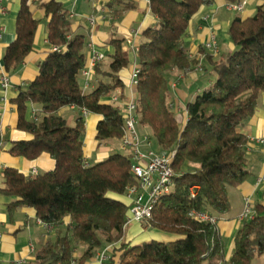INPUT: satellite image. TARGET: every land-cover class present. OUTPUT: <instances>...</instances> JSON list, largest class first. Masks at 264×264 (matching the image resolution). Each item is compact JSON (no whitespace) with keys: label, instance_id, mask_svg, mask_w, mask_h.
<instances>
[{"label":"trees","instance_id":"1","mask_svg":"<svg viewBox=\"0 0 264 264\" xmlns=\"http://www.w3.org/2000/svg\"><path fill=\"white\" fill-rule=\"evenodd\" d=\"M128 0H109L115 15L132 8ZM237 4L242 0H226ZM256 14L236 18L229 29L235 50L217 59L207 55L216 79L209 89L186 106L188 121L181 128L172 103L169 75L177 70L189 73L197 63L188 55L185 36L190 22L202 7L215 0H150L157 18L155 28L143 32L138 52L141 72L136 87L137 129L149 135L157 149L174 153V189L154 211L148 226L182 237L175 242L151 241L137 246L124 242L128 207L110 195L126 196L136 185L131 173V155L114 153L103 162L89 164L84 153L85 116L74 126L58 113L75 107L102 116L97 126L98 146L121 141L125 120L116 107L105 103L116 90L124 89L120 72L130 65L123 41L108 45V69L95 72L100 80L95 89L84 91L80 84L86 67L88 42L73 34L69 10L58 0H21L16 39L7 48L4 68L17 71L34 52L38 29L46 22L48 41L58 48L39 64L38 76L21 90L17 106L18 129L32 140L13 143L11 154L36 161L47 154L54 161L52 171L28 178L16 169L0 177V194L14 197L10 216L23 207L33 208L38 219L55 236L35 253L34 264H86L106 246L120 244L110 264H219L226 244L216 224L196 220L193 211L221 218L231 211L229 191L248 180L249 139L240 133L257 112L264 94V0ZM44 11L34 17L32 5ZM204 52V51H203ZM124 96H122V99ZM41 107L43 117L27 120L29 105ZM140 132V133H141ZM142 135V134H141ZM195 190V197L192 195ZM264 195V194H263ZM254 217L243 222L234 238V253L226 264H254L264 255V199L254 207ZM69 223L65 225V220ZM80 249L83 252L78 256Z\"/></svg>","mask_w":264,"mask_h":264},{"label":"crops","instance_id":"2","mask_svg":"<svg viewBox=\"0 0 264 264\" xmlns=\"http://www.w3.org/2000/svg\"><path fill=\"white\" fill-rule=\"evenodd\" d=\"M41 1L48 2L50 0ZM58 1L69 10L73 34L84 35L88 42L86 67L94 53H103L106 58L101 64L104 71L107 70L108 55L115 51L108 43L113 39L123 41V48L128 52L130 59L129 67L120 72L124 89L116 90L104 102L109 104L114 94L119 96L122 105L136 98V87H133L131 82L134 69L139 66V63L138 53L133 46L140 48L143 32L148 28H155L158 23L157 18L150 11V0H128L127 2L131 3L132 8L121 15H115L114 11L107 6L109 0ZM262 4L263 1L261 0H248L244 12L233 13V11L228 10L226 0H215L213 5L202 7L193 17L185 41L190 60L196 61L197 64L200 63L203 71L195 67L189 73L174 70L169 75V85L173 94L171 104L175 107L176 119L181 128H184L188 121L187 104L209 89L216 79V75L211 71L206 58L208 54H211L203 49V45L209 41L211 33L214 32L218 38L220 54L216 57L211 56L217 59L233 52L235 46L229 36L232 22L238 17L241 19L253 17L257 8ZM20 6L21 0H0V23L3 29L0 39V177L6 169L13 168L28 178H34L39 174L52 171L55 163L47 154L42 155L36 161H29L11 154L13 143L32 140V135L18 129L19 114L14 100L18 98L22 89L36 79L39 64L49 56L53 48L48 41V30L44 21L38 29L32 55L14 73L9 74L5 71L4 57L7 48L16 39V23ZM32 12L35 18L43 19L44 11L38 7L37 3L32 5ZM90 17L96 18L95 24L88 22ZM129 39L133 41V46L127 44ZM3 75L10 77V87L6 91L1 85ZM100 80L106 81L107 79L98 76V73L94 71L91 88L88 91L95 89ZM80 84L83 88L85 84L83 76H81ZM122 96H124L123 99ZM120 109L121 112H125L124 109ZM58 114L66 119L70 126H74L76 119L84 115V112L75 107H65ZM40 117H43L41 107L29 105L27 120H35V118L39 119ZM102 119V116L97 114L89 113L85 116L84 153L89 164L103 162L114 153L125 154L128 150L123 149L117 140L107 141L102 146H98L96 140L97 126ZM239 131L249 139L247 164L250 177L239 187L230 189L231 211L228 215L217 218V229L226 244L224 263L228 262L234 253V238L244 222L240 220V217L245 208V200L249 199L255 207L257 204L263 203L264 199V185L257 184V178L264 172V147L250 142L251 138H264V94L260 97L254 117ZM141 134L145 135L143 132ZM92 157L96 163L91 162ZM34 171L36 174H33ZM110 197L128 207V216L130 215L131 199L127 196L117 195H110ZM14 201L16 198L0 194V234L3 239L0 247V264H34L36 251L55 236V230L43 224L33 208H19L10 216L8 208ZM69 222V219L65 220V225ZM181 238L175 234L153 229L148 224L132 222L127 225L124 242L137 246L151 241L175 242ZM119 247L120 244L104 247L97 255L104 252L108 257L107 260L101 261L96 255L86 264H110L113 251ZM82 252L83 249H80L78 256ZM254 264H264V255L258 258Z\"/></svg>","mask_w":264,"mask_h":264},{"label":"built area","instance_id":"3","mask_svg":"<svg viewBox=\"0 0 264 264\" xmlns=\"http://www.w3.org/2000/svg\"><path fill=\"white\" fill-rule=\"evenodd\" d=\"M248 0H242L237 4H228L227 8L230 11L242 13L244 12ZM1 8V7H0ZM72 17V16H71ZM88 22L91 24L96 23L95 17L88 18ZM2 27L0 23V39L2 37ZM127 44L133 46V41L129 39ZM136 53L139 52L140 48L133 46ZM203 49L208 51L213 56L220 54V47L218 43L217 35L212 32L210 39L203 45ZM58 48H53V51H58ZM106 56L103 53H94L91 56L90 62L87 67L82 71V76L85 79L83 86L84 91H88L91 88V79L98 64H101L105 60ZM196 69L203 71V67L200 63L197 64ZM141 72L140 66L134 69L133 78L131 85L133 87L138 86V76ZM2 88L6 91L10 87V77L3 75L1 81ZM6 100V98H4ZM110 105L125 110L124 120L125 129L124 136L120 141L123 149L131 150V173L137 180V184L128 187L126 196L131 199L132 207L130 209V215L127 217V225L132 222L148 224L153 218L154 211L159 205L161 200L169 195L174 189L175 171L173 168V157L174 153L169 154L166 152H158L153 149V141L149 135H140L137 129L138 119L136 116V98L127 101L124 105L120 104V98L117 94H114L109 102ZM121 106V107H120ZM84 115L87 116L89 113L83 111ZM35 120H38L35 118ZM251 143H256L264 147V138H251ZM36 174V171L33 172ZM258 185H264V172L257 178ZM195 190L192 189V195L195 197ZM254 207L249 199L245 200V208L240 217L241 221H245L254 217ZM190 216L196 220L203 222H210L217 224L218 219L212 217L206 212L190 213ZM2 235L0 234V247L2 246ZM101 261H105L108 257L105 253L97 255ZM219 264H226L223 261Z\"/></svg>","mask_w":264,"mask_h":264},{"label":"rangeland","instance_id":"4","mask_svg":"<svg viewBox=\"0 0 264 264\" xmlns=\"http://www.w3.org/2000/svg\"><path fill=\"white\" fill-rule=\"evenodd\" d=\"M233 13H235V12H233ZM236 13H237V12H236ZM215 77H216V76H215ZM122 113H123V114H125V112H124V111H123ZM138 132H139V131H138ZM140 132H141V131H140ZM140 132H139V133H140ZM141 133H142V132H141ZM141 133H140V134H141ZM153 148H154V150H156V149H157V147H156V144H155V143H154V146H153ZM129 151H131V150H130V149H128V150L125 152V154H126V155H129ZM156 151H157V150H156ZM94 160H95V159L92 157V159H91V162H92V163H96ZM244 205H245V203H244ZM256 261H257V260H256Z\"/></svg>","mask_w":264,"mask_h":264}]
</instances>
